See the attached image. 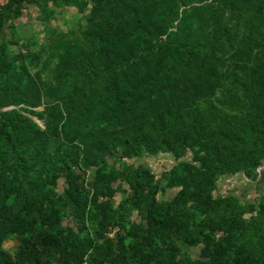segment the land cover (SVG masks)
I'll return each mask as SVG.
<instances>
[{
	"label": "trees",
	"instance_id": "obj_1",
	"mask_svg": "<svg viewBox=\"0 0 264 264\" xmlns=\"http://www.w3.org/2000/svg\"><path fill=\"white\" fill-rule=\"evenodd\" d=\"M263 166L264 0L0 10V264H264Z\"/></svg>",
	"mask_w": 264,
	"mask_h": 264
},
{
	"label": "rangeland",
	"instance_id": "obj_2",
	"mask_svg": "<svg viewBox=\"0 0 264 264\" xmlns=\"http://www.w3.org/2000/svg\"><path fill=\"white\" fill-rule=\"evenodd\" d=\"M38 15V10L35 8H31L30 15H26L22 22L24 23V30L27 35H31L33 33H36V37L40 42L43 41V33L40 32V28L42 26L40 25V22L36 19V16ZM82 13L79 12L77 8L74 7H67V6H60L57 13V21H55L56 24H60V26L64 29L70 27L74 22L81 19L82 20ZM35 23V25L33 24ZM37 23V24H36ZM143 163L150 166L153 170L161 171L164 167L171 164L173 162V158L168 154H161L158 157H146L142 159ZM241 174H239L238 177L234 178H228L225 183H223L221 190L222 191H231L237 194H241V197H245L248 199H251L256 195V187L257 185L250 183V181L247 183H244L243 181H239ZM260 189L264 193V177L263 180L260 183ZM60 189L63 188V181H61V185L59 187ZM14 242L12 240H9L5 242V246L7 248H11L13 246ZM192 253L198 254V249H193Z\"/></svg>",
	"mask_w": 264,
	"mask_h": 264
},
{
	"label": "built area",
	"instance_id": "obj_3",
	"mask_svg": "<svg viewBox=\"0 0 264 264\" xmlns=\"http://www.w3.org/2000/svg\"><path fill=\"white\" fill-rule=\"evenodd\" d=\"M8 2L9 0H0V10H2Z\"/></svg>",
	"mask_w": 264,
	"mask_h": 264
},
{
	"label": "crops",
	"instance_id": "obj_4",
	"mask_svg": "<svg viewBox=\"0 0 264 264\" xmlns=\"http://www.w3.org/2000/svg\"><path fill=\"white\" fill-rule=\"evenodd\" d=\"M31 8H35V9H37L36 6H31ZM37 10H38V9H37ZM263 177H264V166L262 167V179H263Z\"/></svg>",
	"mask_w": 264,
	"mask_h": 264
}]
</instances>
